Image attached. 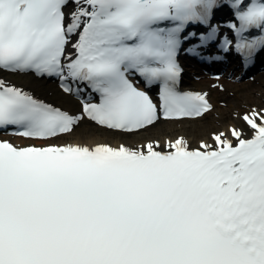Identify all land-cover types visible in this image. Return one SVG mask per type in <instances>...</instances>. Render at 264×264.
<instances>
[{"label":"snow or ice","instance_id":"6c2138e0","mask_svg":"<svg viewBox=\"0 0 264 264\" xmlns=\"http://www.w3.org/2000/svg\"><path fill=\"white\" fill-rule=\"evenodd\" d=\"M214 6L0 0V69L56 77L68 94L84 84L99 96L82 101L78 116L0 78V129L47 141L85 115L128 133L203 116L207 94L177 90L176 55L185 25ZM233 7L237 50L264 47V35L242 37L264 32V0ZM133 76L159 83V103ZM237 117L243 126L195 147L183 136L136 147L0 139V264H264V108Z\"/></svg>","mask_w":264,"mask_h":264},{"label":"bare ground","instance_id":"6f19581e","mask_svg":"<svg viewBox=\"0 0 264 264\" xmlns=\"http://www.w3.org/2000/svg\"><path fill=\"white\" fill-rule=\"evenodd\" d=\"M0 77L33 94L38 99L61 106L73 115L79 116L73 100L49 82L10 78L4 73ZM194 84L198 90L207 94L206 98L211 105V109L201 117L160 121L152 127L129 134L98 127L83 118L73 131L57 138L58 144L94 146L97 143H107L113 147L120 144L136 147L153 140L163 143L169 139L183 136L191 146L195 147L202 139L211 142L210 134L213 132L223 131L232 125L243 126L237 113L243 114L251 108H264V76L250 84L242 85L240 83L215 85L213 81L206 79L196 80Z\"/></svg>","mask_w":264,"mask_h":264}]
</instances>
